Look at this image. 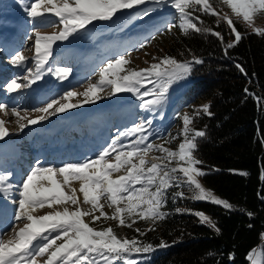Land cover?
Segmentation results:
<instances>
[{"label": "snow or ice", "instance_id": "snow-or-ice-1", "mask_svg": "<svg viewBox=\"0 0 264 264\" xmlns=\"http://www.w3.org/2000/svg\"><path fill=\"white\" fill-rule=\"evenodd\" d=\"M21 3L34 25L52 16L62 27L52 33H42L33 27L34 55L28 57L23 51L11 55V65L25 67L32 60L34 67H25L26 75L14 77L4 85L10 94L40 81L45 71L60 80L69 76L70 68L53 69L49 66L56 42L86 31L95 21H114L132 10L136 11L139 19L149 17L156 8L148 5H167L174 10L173 19L164 25L166 31L171 32L178 27L184 36L210 34L223 45L225 54L243 39L244 34L237 27L240 21L253 33L264 36V28L255 26L256 16L264 14V0H21ZM220 5L227 6L231 15L223 12L222 8L218 10ZM202 15L215 17L217 26L225 23L228 31L222 33L205 25ZM227 35L234 38L226 40ZM152 39L154 37L141 42L139 49L151 43ZM129 56L130 53H126L107 60L99 69L96 83L89 84L82 93L70 90L59 99L51 100L36 109L42 113L39 116L30 118L26 109L21 115L16 107H12L11 113L17 118L16 132H23L29 125H37L51 116L101 99L98 93L106 86L111 89L110 96L131 93L141 101L140 107L144 111L155 113L165 103L172 85L187 79L194 65L203 63L195 56L190 60H178L164 55L153 57L157 62L149 67L137 69L128 67L131 63ZM237 67L241 72L245 71L243 67ZM245 92L255 96L248 88ZM76 96L84 99L72 103L71 99ZM262 100L264 98L258 97V104ZM8 107L0 103V110ZM210 109L209 101L193 106L191 114H176V118L182 121V128L165 138V144L180 139L175 149L153 142V138H161L163 134L154 127L152 118H146L119 131L94 157L59 166L42 164L37 160L19 183L12 182L11 171L0 169V198L16 205L13 223L7 230L11 235L4 239L7 232L0 231V264H142V258L157 247L168 246L163 240L154 246L140 237H144L146 231H154L155 225L170 215L164 210L169 195L173 200L190 198L228 211L236 210L235 205L205 188L199 179L208 174L201 167L203 162L195 155L199 140L206 136V129L196 128L194 123L201 115L211 117ZM5 125L6 122L0 119V140L13 134ZM152 152L159 155H150ZM261 180L264 181V170ZM183 188L192 195L186 197ZM101 201H107V207L112 210L110 214ZM45 208L51 210L39 214ZM184 211L190 212L176 209V212ZM190 214L219 233L216 221L204 211ZM247 214L253 215L251 212ZM102 219L116 221L117 227L132 229L137 221L150 222L153 227L147 230L135 228L138 236L128 238L120 236L111 225L100 229L90 226V222ZM260 238L264 241V233ZM246 259L250 264H264V243L251 248Z\"/></svg>", "mask_w": 264, "mask_h": 264}, {"label": "trees", "instance_id": "trees-1", "mask_svg": "<svg viewBox=\"0 0 264 264\" xmlns=\"http://www.w3.org/2000/svg\"><path fill=\"white\" fill-rule=\"evenodd\" d=\"M202 19L216 31H228L225 23L215 24V17L202 15ZM237 27L244 34L243 39L227 54L219 40L210 34L184 36L178 27L171 32L164 26L156 28L161 31L156 36L161 56L171 55L178 60L195 56L203 61L194 65L190 76L180 82L179 88L185 90L171 113L176 115L203 100L211 102L213 115H201L194 123V127L206 129L195 155L208 173L201 177L202 182L216 195L229 200L236 210L228 211L190 198L173 200L169 195L164 210L170 215L157 223L154 231H146V235L140 237L154 246L161 240L168 246L157 247L142 258V264H250L246 254L261 242L260 234L264 233V181L261 180L264 100L258 104L257 98H264V36L253 33L241 22ZM233 38L226 36L229 41ZM237 65L245 71L241 72ZM245 88L255 96L248 95ZM182 190L186 195L185 188ZM177 208L204 211L216 221L219 233L200 223L189 211L176 212ZM248 212L253 215L249 216ZM151 227L150 222H145L141 230ZM125 233L129 238L138 236L133 228H126Z\"/></svg>", "mask_w": 264, "mask_h": 264}, {"label": "rangeland", "instance_id": "rangeland-1", "mask_svg": "<svg viewBox=\"0 0 264 264\" xmlns=\"http://www.w3.org/2000/svg\"><path fill=\"white\" fill-rule=\"evenodd\" d=\"M220 6L223 12H228L231 15L230 9L227 6ZM8 7L9 4L6 0H0V32L9 29V27L13 25L12 28L14 30L20 29L18 33L20 36L22 35L19 39L20 45L18 47L14 46V50L8 48V45L4 44V40H2L0 36V68L5 69L6 67V70L9 69V71L1 72L5 77L9 74L11 75L10 78H8L9 82L14 77H23L26 75L25 67H34V61L32 60H30L25 67H15L10 63V57L16 51H23L28 57L34 55L33 27L38 28L42 33H52L58 32L62 25H59L57 18L52 16L45 18L44 22L34 25L29 20L24 9H13ZM148 7H155L156 10L151 16L144 19L137 18L136 11L132 10L119 16V18L114 21H95L88 26L86 31L74 34L69 37L68 40L56 42L53 46V54L50 58L49 66L53 69L57 67H68L71 69V72L66 79L60 80L55 75L45 71L40 81H45V90L48 92L49 96L44 94L38 97L34 96L33 99L31 97L26 98L23 96L21 90L16 93H8L4 88L7 82L0 85V94H3V98H0V103H5L9 106L5 110H0V119L6 122L5 126L13 133L4 140H0V145L9 144L13 149L18 151V155L16 156L14 154L12 156L8 155L1 157L0 169L13 173V183H19L26 173L35 166L38 160L39 151L37 144H35V139L32 138V135L29 133V131L33 129H40L41 132L44 127L53 128L55 137L58 139L62 138V142L69 146L76 142V144L79 143L78 146L82 148V143L87 144L90 151H85L80 158H76L74 162L82 161L86 157H94L102 147L111 142L119 131L146 118H152L154 127L159 129L163 134L161 138H153L154 143L164 144L166 147H171L173 149L178 146L180 139H176L171 144H165V138L168 137L169 133L175 135L182 128V121L178 120L176 115L171 113L174 103L185 90L184 88H179L182 84L180 83L181 81L175 82L172 85L165 103L155 113L144 111L140 107L141 101L131 93L121 92L110 96L109 92L111 89L107 86L104 87L103 91L98 93V95L102 97L101 99L92 103L82 104L64 113L51 116L37 125H29L23 132H16V128L18 127L16 123L17 118L11 113L12 107H16L21 115L24 114V110L26 109L29 117L34 118L42 114L36 111V109L44 107L53 99H59L65 92L74 90L82 93L89 84L96 83L99 80V69L107 60L114 59L118 55L130 53L128 59H130L131 63L128 67L137 69L147 68L150 64L157 62L153 60V57L162 56L160 55V50L157 48L159 43L157 40L159 37H156L161 31L156 28L164 26L167 21H171L175 12L167 5L163 7L148 5ZM240 22L245 26L242 21ZM255 26L264 28V14L256 16ZM29 37L33 38L29 39ZM149 37H154V39L143 49H139V44ZM16 41L18 40L16 39L15 42ZM40 81L31 85L30 88H33L35 84H38ZM32 91L34 90L30 89L27 94L32 95ZM83 99V96H76L71 99V102L78 103ZM206 102L207 101L203 100L193 104L179 113L183 114L188 112L191 114L193 113V106H200ZM47 132L49 133L48 130H45L44 134H46L47 137H44L43 134L44 139L42 138V140L49 142L51 139L49 137L53 132L49 134H47ZM47 142H43L42 145L49 146ZM34 145L36 147H34ZM80 150L81 149L76 150V152ZM150 155H159V153L152 152ZM54 158V155L50 154L49 159L53 160ZM50 162H47V164L52 163ZM62 163L65 162H55L52 164L59 166ZM42 164L45 163L43 162ZM11 165L13 166L11 167ZM11 169H13V171ZM199 179L201 184L207 188L201 178ZM76 186L78 188V182ZM185 192H187V197L192 195L187 188H185ZM101 202L105 205V211L110 214L112 210L107 207V201ZM15 207L16 205L10 200L0 198V218L6 221V223H10L1 231L7 232L13 223ZM48 210L51 209L45 208L39 211V214H44V211ZM86 220L90 221V218H86ZM144 223V221H137L133 225V229H141V225ZM109 225H111L120 236L128 237L125 233L127 227H117L116 221L102 219L99 222H90V226L97 229ZM19 226H22V224ZM10 235L11 233L7 232L4 239H8Z\"/></svg>", "mask_w": 264, "mask_h": 264}, {"label": "bare ground", "instance_id": "bare-ground-1", "mask_svg": "<svg viewBox=\"0 0 264 264\" xmlns=\"http://www.w3.org/2000/svg\"><path fill=\"white\" fill-rule=\"evenodd\" d=\"M12 1H18V0H12ZM20 30V29H19ZM18 29H15L14 30V35H17V37L19 36V33H18V31H19ZM4 82H6V80L4 81ZM40 82H42V81H40ZM45 84V83H44ZM38 86H39V84H35V88H33L34 89V91L35 90H37L38 91V93H40V91H42L43 89H44V87H45V85H42V86H40V88L41 89H39L38 88ZM48 126V125H47ZM50 127V126H49ZM45 131V130H48L49 131V133H52L53 132V134H51V136L49 137V138H51L50 139V141H49V146H51V150H52V153L53 154H59V153H62V149H63V147L66 145V144H64V143H62V140L61 139H58L57 137H55V131L53 130V128H47V127H44V129H42L41 130V132H40V129H33V130H31V131H29V133H30V135H34V136H39V138H41L40 140H42V131ZM40 134V135H39ZM58 134V133H57ZM58 136V135H57ZM44 137H47V135L46 136H44ZM57 139V140H56ZM60 140V141H59ZM38 141H39V139H38ZM41 142V141H40ZM42 142H47L46 140H43ZM41 142V143H42ZM58 142V143H57ZM41 143H39V144H37L38 146H39V148H40V151H41V156H39L37 159L39 160V161H41L42 163L43 162H45V164H47V162H50V159H48L47 158V156H46V149H44L43 147V145L41 144ZM81 144V143H80ZM56 145H58V146H56ZM54 147V148H53ZM53 148V149H52ZM76 144H72V145H70L69 146V149L70 150H74L75 152H76ZM81 148V146H78V149H80ZM44 149V150H43ZM43 150V151H42ZM15 154V156L16 155H18V151L17 150H15V149H13L9 144H3V145H0V158L1 157H4V156H8V155H14ZM60 155V154H59ZM75 155H76V153H75ZM55 162L56 163H58V162H62L60 159L59 160H55ZM55 162H53V163H55ZM13 165H11V167H12ZM77 187V186H76ZM10 211V210H9ZM262 243H264V241H262L261 240V242H260V244H259V246L262 244ZM258 246V247H259Z\"/></svg>", "mask_w": 264, "mask_h": 264}]
</instances>
